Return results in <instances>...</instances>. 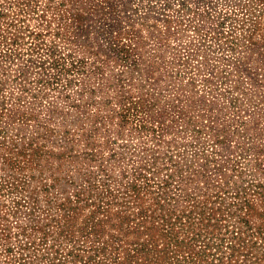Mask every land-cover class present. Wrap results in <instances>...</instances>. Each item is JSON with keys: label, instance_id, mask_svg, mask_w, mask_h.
Listing matches in <instances>:
<instances>
[{"label": "rangeland", "instance_id": "374dc122", "mask_svg": "<svg viewBox=\"0 0 264 264\" xmlns=\"http://www.w3.org/2000/svg\"><path fill=\"white\" fill-rule=\"evenodd\" d=\"M260 99L264 0H0V264H144L146 227L170 221L183 249L156 264H217V245L250 239L221 264L263 257ZM130 100L145 124L124 115Z\"/></svg>", "mask_w": 264, "mask_h": 264}, {"label": "trees", "instance_id": "16d2710c", "mask_svg": "<svg viewBox=\"0 0 264 264\" xmlns=\"http://www.w3.org/2000/svg\"><path fill=\"white\" fill-rule=\"evenodd\" d=\"M192 52H188V53H186L185 54V56L183 57V58H181L182 60H183V63L184 64H188L189 63V59L190 58H192L193 59V57H192ZM199 59V58H198ZM51 64L52 65H54V66H56V67H60V69L62 70V67L61 66H63L64 65V63H62L61 62V60L60 59H58V58H54L53 59V61H51ZM42 65H44V67L46 66L45 65V62H42ZM42 68H43V66H42ZM26 72V69H25V67L21 70V73L22 74H24ZM223 72V71H222ZM54 74L53 73H50L49 74V76L50 77H52ZM214 76L212 75V73H209V74H207V75H205L204 77H202V80L205 82V81H212V78H213ZM217 78H219L220 79V77L218 76ZM55 79H59V77L58 76H55ZM225 79H227V76H223V77H221V80H225ZM235 80H237V78L235 79ZM190 83L193 85V83H195V78H194V76H190ZM260 101H264L263 99H260ZM142 106L141 105H139L137 102H135V101H133V100H130V105H128L125 109H126V112H125V116L127 117V114H128V112H130V114L133 116V119H135V120H137V122L141 125V124H145L146 122L145 121H147V119H149V118H147V117H149L150 116V114L147 112V111H145L144 109H142L141 108ZM192 124V123H191ZM206 125H208V129H210L211 128V126H212V121L211 120H209L208 121V124H202L201 126L205 129L206 128ZM209 125H211V126H209ZM164 128H161V130H163ZM197 128L195 127L194 128V126H193V130L194 131H198V130H196ZM198 132H200V131H198ZM210 136H211V138L212 137H214V140H213V142L215 143V145H217V147H216V149H215V152H218V149H220V148H223L224 146H225V140H226V136H225V134H221L220 132H217V131H215V133H211L210 134ZM198 140V139H197ZM203 150H205V149H203ZM218 154H219V152H218ZM197 157H199V156H197ZM215 158V157H214ZM256 159V158H255ZM257 165V164H256ZM258 166V165H257ZM219 172V171H218ZM236 172L237 173H235L242 181H244L245 180V177H244V175H245V173H246V170L244 171V169H237L236 170ZM139 175H144V176H147L146 175V173H144V172H139ZM231 181V179L230 178H227L225 181H224V183L225 182H230ZM233 185L236 187V192H235V195H234V197L235 198H238V201L235 203V205H236V207L238 208V209H240V210H243V211H245L246 209H248V207H250L251 205H250V199H248V198H246V197H244L243 199H241V196H242V190H245V188L247 187V184H242V185H238L237 184V182L234 180L233 181ZM222 186V185H221ZM223 187V190H227V189H225V187L224 186H222ZM167 186H163L160 190H159V193L161 194V198H163L162 200H160L159 201V205H160V207H164V208H167V209H169V210H171V213H173L175 210H178V208L177 207H175V204H172V205H170V206H165L164 205V203H162L163 201H165V202H168L167 201V198H166V194L168 193V191H167ZM80 191H78L77 193V195H78V197H80V193H79ZM240 201H242L243 203L242 204H240ZM244 204H247V205H244ZM253 206V205H252ZM175 208V209H174ZM185 212V211H184ZM171 213L170 212H168L167 214H165L164 212H162V217L164 218V220H166V221H169L167 218H166V215L167 216H170L171 215ZM191 212H189V213H186V219L188 218L189 219V222H190V224H191ZM241 218H245V219H241ZM240 219V221L242 222V223H245V224H247V222H248V219L245 217V216H243V217H240L239 218ZM205 220H207V222H205ZM211 221V217L209 216H206L205 215V219L203 220V222H202V227H197V229L196 230H198V231H194V234H196V236L195 237H199V238H204V237H206V233L207 232H209L206 228H207V226L209 225V223L208 222H210ZM94 222V221H93ZM95 224V223H94ZM98 224H99V228H101V225H100V222H98ZM170 225V227H168V229H158V227L157 226H155L154 224H152V226L151 227H146V229H145V231H146V233L148 234V236H150L149 237V240H150V243L151 244H153L152 246H150V245H148V243H144V246H145V249H144V251L142 252V253H146L147 255L144 257L145 259H144V264H156L157 263V261H156V259L154 258V257H156V256H158V254H163V257H164V254L166 255V254H168V252H170V250H172V249H174V254H177V253H179L180 251H182V249H183V245H181L180 244V237L178 236V231H176L175 230V228H174V224H173V222L172 221H170V223H169ZM190 224H188V226L190 225ZM214 224L215 223H212L211 224V227L212 228H214ZM153 230H154V232H155V234H153ZM171 230V231H170ZM192 231V230H191ZM244 231H246V230H243V231H241L240 232V235H239V237L238 238H240L241 236H242V234L241 233H243ZM160 232V233H159ZM233 235H235L234 233H233ZM165 237V236H167L168 238H167V247H166V249H165V246L163 245V247H158V243H157V240H158V238L159 237ZM238 241H240L241 239H237ZM237 242V241H236ZM239 243V245H241V247L240 248H238V249H236V250H234L233 252H230V253H228V254H222V252H225L224 250V248L223 247H221L220 245H217V248L220 250V253H218V258L220 259V262L219 263H217V264H221L222 262H225V258H228V255H234V256H237L238 254H239V252H241L244 248H246V247H251V246H254V247H256L257 248V242L256 241H252L251 239L248 241V243H244V242H238ZM141 244H143V243H141ZM209 245V243H205V246H208ZM152 249H155L156 251L154 252ZM193 250V249H192ZM201 251L202 252H206V249L205 248H203V249H201ZM172 254V253H171ZM148 255H149V257H148ZM252 257H254V256H252V255H246L243 259L245 260V261H247L248 262V264H264V254H263V257L260 255L259 257H254V258H252ZM150 258V259H149ZM188 259H191V262L193 263L194 261H193V259L196 261V257L194 258L193 257V255H188V256H185V257H183L182 259L181 258H177V262L176 263H173L172 261H169V262H167L166 264H184V262H189V260ZM125 261H129V260H125ZM262 261V262H261ZM152 262V263H151ZM261 262V263H260ZM161 263V262H160ZM124 264H129L128 262L127 263H124Z\"/></svg>", "mask_w": 264, "mask_h": 264}]
</instances>
